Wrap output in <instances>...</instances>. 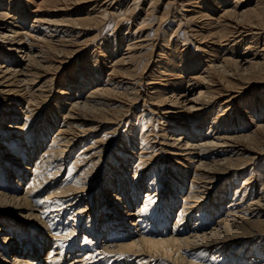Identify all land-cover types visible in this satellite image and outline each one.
<instances>
[{
    "label": "bare ground",
    "instance_id": "bare-ground-1",
    "mask_svg": "<svg viewBox=\"0 0 264 264\" xmlns=\"http://www.w3.org/2000/svg\"><path fill=\"white\" fill-rule=\"evenodd\" d=\"M0 264H264V0H0Z\"/></svg>",
    "mask_w": 264,
    "mask_h": 264
},
{
    "label": "snow or ice",
    "instance_id": "snow-or-ice-1",
    "mask_svg": "<svg viewBox=\"0 0 264 264\" xmlns=\"http://www.w3.org/2000/svg\"><path fill=\"white\" fill-rule=\"evenodd\" d=\"M201 255H203V253H201Z\"/></svg>",
    "mask_w": 264,
    "mask_h": 264
}]
</instances>
